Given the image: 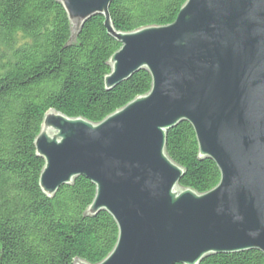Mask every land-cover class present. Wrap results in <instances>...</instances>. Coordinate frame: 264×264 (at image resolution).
Here are the masks:
<instances>
[{
  "label": "water",
  "instance_id": "95a60500",
  "mask_svg": "<svg viewBox=\"0 0 264 264\" xmlns=\"http://www.w3.org/2000/svg\"><path fill=\"white\" fill-rule=\"evenodd\" d=\"M57 1L73 41L102 16L121 44L107 91L140 71L152 79L148 94L99 123L49 111L35 140L43 193L53 198L85 177L96 187L87 215L115 220L116 246L98 264L264 254V0H187L174 23L132 32L113 26L114 0ZM182 123L194 129L199 158L220 171L206 193L181 186L185 170L167 153L168 133Z\"/></svg>",
  "mask_w": 264,
  "mask_h": 264
},
{
  "label": "trees",
  "instance_id": "16d2710c",
  "mask_svg": "<svg viewBox=\"0 0 264 264\" xmlns=\"http://www.w3.org/2000/svg\"><path fill=\"white\" fill-rule=\"evenodd\" d=\"M187 0H114L111 20L119 32L174 23ZM102 16L92 17L72 40V25L57 0H0V264L102 262L118 240L107 212L87 215L96 187L85 177L47 197L40 187L44 160L35 140L45 115L99 123L152 87L147 71L107 91L110 58L121 44ZM167 153L184 168L181 186L199 193L221 179L214 161L199 158L193 127L168 133ZM201 264H264L250 251L207 257Z\"/></svg>",
  "mask_w": 264,
  "mask_h": 264
},
{
  "label": "bare ground",
  "instance_id": "6f19581e",
  "mask_svg": "<svg viewBox=\"0 0 264 264\" xmlns=\"http://www.w3.org/2000/svg\"><path fill=\"white\" fill-rule=\"evenodd\" d=\"M99 214V213H98Z\"/></svg>",
  "mask_w": 264,
  "mask_h": 264
}]
</instances>
